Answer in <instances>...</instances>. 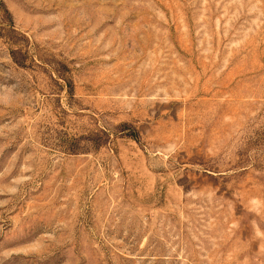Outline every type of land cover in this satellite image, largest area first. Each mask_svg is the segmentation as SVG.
Segmentation results:
<instances>
[{
    "label": "rangeland",
    "instance_id": "1",
    "mask_svg": "<svg viewBox=\"0 0 264 264\" xmlns=\"http://www.w3.org/2000/svg\"><path fill=\"white\" fill-rule=\"evenodd\" d=\"M0 264H264V0H0Z\"/></svg>",
    "mask_w": 264,
    "mask_h": 264
}]
</instances>
